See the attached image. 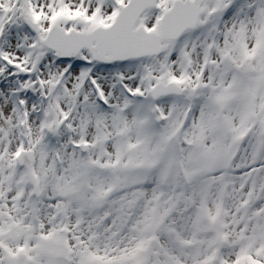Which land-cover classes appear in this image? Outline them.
Listing matches in <instances>:
<instances>
[{
    "label": "snow or ice",
    "instance_id": "snow-or-ice-1",
    "mask_svg": "<svg viewBox=\"0 0 264 264\" xmlns=\"http://www.w3.org/2000/svg\"><path fill=\"white\" fill-rule=\"evenodd\" d=\"M0 264H264V0H0Z\"/></svg>",
    "mask_w": 264,
    "mask_h": 264
}]
</instances>
